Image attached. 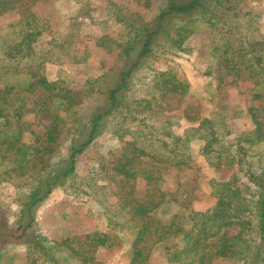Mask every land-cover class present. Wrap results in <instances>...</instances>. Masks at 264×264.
Here are the masks:
<instances>
[{
	"label": "trees",
	"instance_id": "1",
	"mask_svg": "<svg viewBox=\"0 0 264 264\" xmlns=\"http://www.w3.org/2000/svg\"><path fill=\"white\" fill-rule=\"evenodd\" d=\"M50 1L0 0V18L19 15L0 26V184L20 181L19 222L4 220L0 208V264L4 258L14 264L16 255L4 247L20 244L29 264H102L100 249L123 244L132 248L130 264H264V13L244 10L247 0H159L156 7L142 0L152 10L146 19L107 0L124 35L102 36L96 46L117 51V64L77 90L47 74L48 66L75 57L68 40L39 47L50 25L36 7ZM202 30L218 107L210 117L190 108L178 115L191 85L153 65L184 52ZM146 72L150 94L132 97ZM232 88L239 97L232 101H244L252 122L233 144L225 114ZM183 119L193 125L183 126ZM106 136L104 146L121 147L102 154L80 186L101 196L110 232L58 242L32 232L34 208L61 179H76L78 157L90 146L101 151ZM204 168L237 170L228 180L208 181L212 212L193 208ZM171 170L196 176L184 183L178 175L176 188L165 190L160 183Z\"/></svg>",
	"mask_w": 264,
	"mask_h": 264
},
{
	"label": "rangeland",
	"instance_id": "2",
	"mask_svg": "<svg viewBox=\"0 0 264 264\" xmlns=\"http://www.w3.org/2000/svg\"><path fill=\"white\" fill-rule=\"evenodd\" d=\"M110 1L114 3L116 9L117 7L126 8L146 19H150L152 15V10L146 9L142 0ZM86 2L89 5L85 6L84 3ZM153 4L156 7L159 0H153ZM241 7L246 11H255L262 14L264 13V0L260 2H249L247 0L243 2ZM116 9L110 8L107 0H51L48 4H39L36 7L39 17L49 20L50 25V29L40 39L39 47H45L52 38L68 40L71 42L73 56H75L67 57L60 66H48L47 74L51 80L60 78L69 87L80 90L87 79H93L117 64V51L112 50L107 53L96 46V41L102 36L108 35L119 41L123 38L122 26L116 22L115 13H112L114 10L117 12ZM18 18L17 13H8L0 18V26L15 22ZM260 26L262 32H264V23H260ZM203 38H205L204 30L185 43L184 52L172 59H161L153 65L157 71H172L179 79L190 83V95L181 104L180 111H177L178 115L182 114L183 109L190 108L201 117H210L218 107V98L213 100L211 94L212 91L215 92V86L210 84L215 79V65L207 60L202 43ZM75 58L81 61L76 62ZM150 85L151 76L149 73L141 74L131 96L135 98L147 97L150 94V89H148ZM236 94L237 90L233 88L228 92L231 103L225 113L228 132L226 141L232 144L236 142L240 132L252 127V122L245 113L244 101L240 104L241 106L232 101V98L234 100L237 98ZM182 123L183 126L187 127L193 125V123H186L184 119ZM36 131L38 134H42L44 128L42 126L37 127ZM108 138L107 136L102 138L98 145L104 146L105 140ZM115 146L111 143L107 144L101 151H99V147L90 146L78 157L76 179H61L49 198L34 208L36 221L32 232H38L55 242L95 231L110 232L100 203L101 196L88 189L84 191L80 186V181L89 176L90 171L100 160L102 154H108L109 149L118 151L121 147L120 144ZM65 148L64 146L63 150ZM236 171V168H223L218 171L207 168L201 170V182L197 189V197L199 198L194 201L193 208L200 212L214 211L216 199L208 196V181L228 180ZM178 175L184 183H187L195 178L196 172L189 170L182 174L171 170L164 175V179L160 183L161 187L165 190H174L179 181ZM19 182V180H16L0 184L2 218L12 225L19 222L20 207L17 200ZM143 186V182L140 181L138 188L142 189ZM3 234L0 231V237ZM4 248L16 255L14 264H29L26 248L23 244L15 246V248L7 245ZM4 254L6 253L4 252ZM131 258L132 248L128 244L100 249L97 253V259L102 264H130ZM6 262V258H4L2 264H7ZM219 264L238 263L220 261Z\"/></svg>",
	"mask_w": 264,
	"mask_h": 264
}]
</instances>
